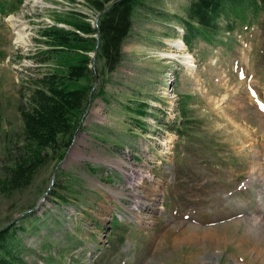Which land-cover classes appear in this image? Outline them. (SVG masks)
<instances>
[{
	"label": "rangeland",
	"instance_id": "374dc122",
	"mask_svg": "<svg viewBox=\"0 0 264 264\" xmlns=\"http://www.w3.org/2000/svg\"><path fill=\"white\" fill-rule=\"evenodd\" d=\"M189 1L136 6L117 68L91 65L102 91L63 157L4 192L38 30L71 10L94 24L98 13L83 0H22L0 15V228L24 224L27 264H264V14L232 31L222 18L214 43L188 47L176 16Z\"/></svg>",
	"mask_w": 264,
	"mask_h": 264
},
{
	"label": "trees",
	"instance_id": "16d2710c",
	"mask_svg": "<svg viewBox=\"0 0 264 264\" xmlns=\"http://www.w3.org/2000/svg\"><path fill=\"white\" fill-rule=\"evenodd\" d=\"M21 1L0 0V15L15 11ZM83 2L99 14L95 24L83 12L71 10L38 30L36 39L44 48L29 54L36 65L28 67L37 72L27 74L19 90L22 154L5 176L3 192L26 188L48 160L63 157L74 133L81 127L93 87V52L96 50V58L103 60V71L111 73L117 68L123 56L122 44L132 28L134 10L144 0ZM184 13V17L176 18L184 27L185 44L188 47L193 41L212 44L221 32L222 18L227 20L224 27L228 31H232L237 22L250 24L264 14V0H190ZM97 32L98 44L94 36ZM101 91H92L91 97L94 99ZM139 105L141 108H137L136 113L144 116L146 106ZM181 113L184 115V111ZM37 217L32 213L21 220L31 222ZM25 229L22 222L0 229V264H27L24 253L29 250L18 239V231Z\"/></svg>",
	"mask_w": 264,
	"mask_h": 264
},
{
	"label": "bare ground",
	"instance_id": "6f19581e",
	"mask_svg": "<svg viewBox=\"0 0 264 264\" xmlns=\"http://www.w3.org/2000/svg\"><path fill=\"white\" fill-rule=\"evenodd\" d=\"M35 3H39L40 2V0H33ZM9 20V22H10V24H12L14 27L16 26L12 21V19H8ZM176 46L178 47V48H181V47H184V44H183V42H182V40H178V42L176 43ZM182 59H183V62L186 64V66H188V67H193L194 66V64H193V60H192V57L189 55V54H187V55H183L182 56Z\"/></svg>",
	"mask_w": 264,
	"mask_h": 264
},
{
	"label": "water",
	"instance_id": "95a60500",
	"mask_svg": "<svg viewBox=\"0 0 264 264\" xmlns=\"http://www.w3.org/2000/svg\"><path fill=\"white\" fill-rule=\"evenodd\" d=\"M98 16H99V14L96 16V18H95V22H97V20H98ZM95 38H96V43L98 44V37H99V33L97 32L95 35ZM95 57H96V50L93 52V54H92V60H93V63H94V59H95ZM93 65V64H92ZM95 82H96V75L94 76V82H93V87H92V90H91V92L93 91V89H94V84H95ZM91 92L89 93V95H88V100H87V104H86V108H85V111L89 108V106H90V103H91ZM5 227V226H4ZM3 227V228H4ZM0 229H2V228H0Z\"/></svg>",
	"mask_w": 264,
	"mask_h": 264
}]
</instances>
